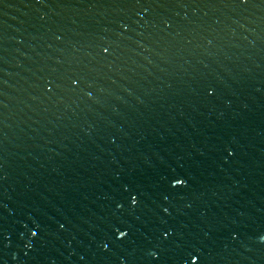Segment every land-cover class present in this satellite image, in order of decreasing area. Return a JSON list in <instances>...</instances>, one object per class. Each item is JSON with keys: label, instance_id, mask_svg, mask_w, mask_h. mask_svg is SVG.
Wrapping results in <instances>:
<instances>
[{"label": "water", "instance_id": "obj_1", "mask_svg": "<svg viewBox=\"0 0 264 264\" xmlns=\"http://www.w3.org/2000/svg\"><path fill=\"white\" fill-rule=\"evenodd\" d=\"M260 235L264 0H0V264H264Z\"/></svg>", "mask_w": 264, "mask_h": 264}, {"label": "snow or ice", "instance_id": "obj_2", "mask_svg": "<svg viewBox=\"0 0 264 264\" xmlns=\"http://www.w3.org/2000/svg\"><path fill=\"white\" fill-rule=\"evenodd\" d=\"M136 3L139 4L140 0H136ZM109 52H110V48L102 47V49H101V54L102 55H107ZM72 84L73 85H77L78 81L76 79H73L72 80ZM171 183H172V185L177 186V185L185 184L186 181L183 178H173ZM128 201H129L130 205H132V206L137 205L139 203V195L137 193H135V192H129L128 193ZM118 206H122V205H118ZM163 212L164 213H168L169 209L168 208H164ZM112 231H113V237L116 240H122V239L126 238L129 235L128 231L121 230L119 227H113L112 226ZM170 231H171L170 229H163L162 230V236L163 237H168L170 235ZM259 239L261 241H264V235H260ZM108 246L109 245H107V244L103 245V247H105V248H107ZM151 255L153 257H158V252L157 251H153L151 253ZM188 258H189L191 264H202L201 258L198 255H196V254L189 253L188 254ZM119 264H127V262H126V260L121 259ZM186 264H187V262H186Z\"/></svg>", "mask_w": 264, "mask_h": 264}]
</instances>
